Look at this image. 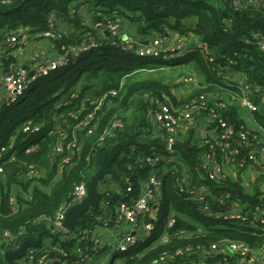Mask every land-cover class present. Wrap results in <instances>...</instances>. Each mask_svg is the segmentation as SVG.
<instances>
[{
  "label": "trees",
  "instance_id": "trees-1",
  "mask_svg": "<svg viewBox=\"0 0 264 264\" xmlns=\"http://www.w3.org/2000/svg\"><path fill=\"white\" fill-rule=\"evenodd\" d=\"M82 9L86 13H81ZM54 19L56 23L59 21L64 24L65 30L59 33L55 27L54 37L50 41L59 54L72 53L69 63L37 80L14 104L0 111V148L9 145L5 136L15 131L24 118L46 121L45 131L49 129L53 132L50 137L42 136L37 152L30 155L19 153L18 158L25 164L9 163L5 166L6 182L0 179L3 196L0 231L12 232L16 242L10 245L0 236V264L2 261L8 264L2 258L4 253L16 251L27 240H37L42 232L49 231L46 223H37L38 218L52 217L63 204H70L75 185L82 181L89 184L100 168L103 157L115 144L127 140L129 135L135 134L141 144L119 151L111 165V174L100 184V205L82 216L76 225L75 234L92 230L109 210L114 214L121 203L130 204L139 197L141 184L151 173V167L141 163L144 158L169 156L164 132L158 131L149 117L153 99L164 100L163 96H171V85H167L164 78H156L152 74L164 71L167 75L166 70L174 65L175 62L171 61L174 59L140 57L134 51H126L121 38H113L104 30L108 21H124L126 24L121 25L122 31L131 32L138 44L169 34L197 39L201 47H194L185 55L177 57L176 64L188 66L199 83L184 100L177 102L174 99L176 105H184L205 96L207 108L202 110L204 116L209 110L216 109L227 123L237 129L244 126L252 137L257 136L264 142V50L258 45L259 39H264L262 4L239 5L237 0H0V44L5 41L6 35L19 31L25 32L30 38L43 36L51 30ZM90 43L96 47L82 48ZM75 49L81 52L77 55L73 52ZM9 60L16 62L13 57ZM142 72L149 75L141 78ZM226 75L230 76V80L224 82L223 76ZM234 77H241L251 87L248 98L257 106V111L250 113L255 129L249 128L241 118L243 108L239 98L242 93L239 84L231 80ZM120 89L119 96L111 98L113 103L109 105L107 101L103 102L98 111L97 131L86 137H82L83 132L74 133L80 119L91 110L89 104L92 101L99 103L109 92ZM55 114L56 119L53 118ZM70 114L76 115L78 119L72 118ZM117 119L121 125L115 129V136L99 145V139ZM211 126L215 127L216 124ZM75 135L78 145L70 151L74 163L72 167L65 166L61 161ZM16 136L17 151L31 142L32 136L22 133ZM187 137L191 138L188 134ZM192 140L194 144L189 154L196 163L202 150L194 137ZM60 142L63 143L64 153L57 155L55 149ZM261 147L262 144L256 143L252 147L242 146L239 158L248 156L251 151L257 153ZM13 152L14 149H11L7 156ZM180 160L183 165L178 166V177L191 169V165L181 155ZM60 165L62 175L57 179ZM163 165L162 162L161 167ZM29 166L48 173L47 179L38 180L39 186L34 187L32 195L25 197L21 195L22 191L34 182H23ZM17 173L22 177L21 180L17 178ZM173 175L167 172L163 177V196L155 230L128 252L122 253L128 256L119 264H235L236 258L229 254H211V246L223 241H235L252 249H262V225L249 221L239 224L233 220H216L205 215L200 205L187 202L180 196ZM109 181L114 183L118 192L113 190ZM193 182L206 184L216 193L231 192L232 201L248 202L253 208H264L261 191L255 188L248 192L236 179L227 177L221 187L198 178H194ZM13 187L19 189L17 213L8 203ZM103 200L106 203L104 206ZM173 212L176 214V225L167 231V223ZM70 235L51 234L49 231L41 245L36 247L39 252H36L37 258L43 254L45 243L50 242L53 246L63 248L69 256L52 254V258L57 260L52 264L77 260L75 251L90 247L91 239L79 244V239L70 238ZM164 235L168 236L167 242L163 241ZM108 251L106 248L99 250L96 257L86 264L95 261L100 253ZM112 251L114 258L109 264H117V252ZM162 258L166 260L162 261Z\"/></svg>",
  "mask_w": 264,
  "mask_h": 264
},
{
  "label": "built area",
  "instance_id": "built-area-1",
  "mask_svg": "<svg viewBox=\"0 0 264 264\" xmlns=\"http://www.w3.org/2000/svg\"><path fill=\"white\" fill-rule=\"evenodd\" d=\"M237 3L239 5L250 4L254 6L262 4L264 7V0H237ZM122 24H124V22L120 20H116L115 22L108 21L104 30L113 38H121L124 49L126 51H134L137 56L173 59L187 53L186 46L190 38L169 34L165 37L154 38L148 43L138 44L130 34L124 33V31L122 33ZM55 27L56 20L54 19L51 30L46 32L43 36L36 35L34 39H52L55 34ZM100 32L102 31L100 30ZM58 36L60 37V35ZM6 37L5 41L0 44V88L3 91L0 95V111L4 107L14 104L37 80L66 66L70 60L68 58L69 53L67 55L59 54L54 50L53 44L51 48L47 47L46 51L44 50L40 53L39 49L32 43L35 41H32L25 32L22 33V31H19L10 33L6 35ZM40 41L42 40H39L38 43H40ZM43 44L44 43H42V45ZM258 45L264 50V39L262 37L259 39ZM197 46L201 47L200 44H197ZM95 47L96 45L94 43H90L84 45L82 48L91 49ZM73 52L77 54L78 52L80 53L81 50L75 49ZM10 57H13L16 62L8 61ZM31 73L33 74L31 75ZM229 77V75L223 76V81H229ZM233 79L231 80H235V83L239 84L242 93L239 102L243 109L250 113L257 111V106L248 98L251 87L246 85L241 77H235V79ZM182 82L190 85H197L198 79L195 75L190 74L184 76ZM120 91L121 89L109 92L99 103L98 101H92L89 104V109L91 110L88 111L85 117L80 119V123L76 126V131L74 133L83 132L82 137H86L97 131L99 124L98 111L103 102L107 101L108 104L111 105L113 103L111 98L118 97ZM163 98L164 100H152L151 117L158 131L164 132V141L169 156L167 158L160 156L144 158L141 163L150 166L151 173L141 184L139 197L132 200L130 204L121 203L117 206L113 217L102 222V225L105 226H110L112 224L119 225L125 222L131 227L130 231L121 236L113 250L117 253H126L140 240H144V237L150 236L155 230V223L158 220L163 196V177L167 172H172L174 174L176 188L180 196L184 197L187 202L200 205L205 215L216 220L224 219L237 221L239 224H245L248 221L259 223L262 225L260 229L264 231V208L259 206L253 208L248 202L242 203L240 201H232L231 192L216 193L214 189L212 190L206 184L193 182L194 178H198V180L212 181L214 184L217 183L221 187L222 182H224L227 177H230L228 167L231 166L241 171V169L245 168L247 165H252L259 171H264V159L259 158V151L257 153L251 151L248 156L241 159L239 158L240 147L246 145L252 147L254 143H256V145L262 144V149L260 151L264 152V142L257 136L252 137L244 126L237 129L233 125L227 123L222 118L221 114L217 113L216 109L209 110L207 115L204 116L202 110L207 108L205 96H200L198 99H194L180 106L175 105L166 96H163ZM70 116L78 119L74 114H70ZM56 117L57 115L55 114L53 118L56 119ZM197 121L201 123L198 131L193 127ZM213 124H216V126H211ZM120 125L121 121L119 119L114 121L110 130L106 131L99 139V145L106 143L108 138L114 137L115 129ZM45 126L46 121L37 122L33 118L29 119L20 133L25 136H32L31 142L20 151H17L15 147L17 136H15L14 140L10 142L8 146L4 145L0 148V179L3 180L4 183L6 182L5 166L9 163H18L19 165L25 164L22 159L18 158L19 153L24 152L26 155H30L37 152L40 147L42 136L47 135L50 137L53 134L49 129L45 131ZM187 134L190 135L191 138L194 137L196 139L202 151L197 157V162H193V165L190 166L191 169L183 173L182 177H178L176 176L177 173H179L178 166L183 165V163L180 160V153L174 149V145L179 141H185L184 139H186L185 137ZM191 138H189V140ZM77 145L78 140L75 135L73 141L68 145V151L62 159L61 164L72 167L74 159L70 151L77 147ZM11 149H14V152L8 157L7 155L10 153ZM55 152L57 155L64 153L63 143L60 142L57 145ZM162 162L164 165L161 167ZM163 167H167L166 172L163 170ZM159 171L162 173L160 176L157 175ZM47 173L48 171L39 170L35 166H29L24 174L23 182L30 180L34 182L31 187L22 191L21 195L30 197L34 187L36 185L39 186L38 180L41 178L47 179ZM61 175L62 170L60 165L56 178H60ZM16 176L19 180L22 179L19 173H17ZM87 187L88 183L86 181L76 184L72 191L73 200L71 203L68 205L63 204L52 217L41 216L38 218L37 223H46L51 234L68 233L63 228L66 214L73 205L81 203L86 198ZM18 192L19 189L13 187L8 200L14 213H17L19 210L17 201ZM2 201V188L0 186V209ZM102 204V206L106 205L105 200H103ZM214 206L216 207V211H214ZM109 211L111 212V210ZM175 225L176 214L173 212L167 223V231L173 229ZM140 229L143 233H138ZM181 234H185V232H181ZM71 235H73L72 238L79 239L77 241L79 244L83 240L88 241L90 238L91 245L84 250L79 249L75 251L78 257L77 260L73 262L66 260L62 264H86L101 249L100 240L91 230L78 234L72 233ZM0 236L5 238L10 245L16 242L14 234L10 231H0ZM167 238L168 236L164 235L163 241L167 242ZM36 252L39 253L36 248H30L26 255L17 261V264H20V262L23 264H52L57 261L52 258V254L69 257L63 248L58 245L53 246L50 242L45 243L43 254L39 258H37ZM210 253L229 254L230 257L236 258L235 264H264V245L261 250H257L241 242L223 241L222 243L212 245ZM165 260L166 258H162V261ZM162 264L165 263L162 262Z\"/></svg>",
  "mask_w": 264,
  "mask_h": 264
},
{
  "label": "crops",
  "instance_id": "crops-1",
  "mask_svg": "<svg viewBox=\"0 0 264 264\" xmlns=\"http://www.w3.org/2000/svg\"><path fill=\"white\" fill-rule=\"evenodd\" d=\"M83 10H81V13H83ZM126 24V23H124ZM126 27H128L126 25ZM129 28V27H128ZM68 30V28H66ZM130 35L133 36V34L131 32ZM133 39L136 41L137 39L133 36ZM152 39H150L151 41ZM149 41V42H150ZM197 44H199V41L195 38L193 39H189L187 42V46H186V51L187 53L192 50V48H196ZM52 42L51 41H44V44L42 45L43 47L47 48L50 47L51 48ZM177 58V57H176ZM176 58H173L174 60H171L172 62H175L173 66H170L169 68H167L166 72H167V76L171 75V70L174 69V67H182V65H178L176 64L178 60H176ZM184 66V65H183ZM193 74V73H192ZM142 75V74H141ZM194 75V74H193ZM186 76V74L184 73L181 79H178L177 81H175L170 88V94L171 96L166 95V97L172 101L175 105V101L174 99L179 102L184 100L187 96H189L191 94V92H193L194 88H196V86L198 85H190V84H186L184 82H182L183 77ZM142 78H146V76L144 75ZM198 79V78H197ZM235 79V77H234ZM233 79V80H234ZM235 83V80L233 81ZM199 83V80H198ZM201 84V83H200ZM179 86H184V89L189 91V93L183 97H177L176 96V91L174 90L175 87H179ZM174 90V91H173ZM191 91V92H190ZM3 91L0 88V95ZM237 104V101L235 102ZM240 103V102H239ZM242 107V106H241ZM243 108V107H242ZM244 113H250L248 111H245L243 109ZM241 112V113H243ZM240 113V114H241ZM242 118V117H241ZM150 121L153 123V118L150 116L149 117ZM148 119V121H149ZM149 121V122H150ZM194 129L196 131H198L199 127H200V122L197 121L194 125H193ZM189 138H186L185 140H187ZM195 139V138H194ZM196 140V139H195ZM191 144V141H190ZM259 155L261 159H264V152L259 151ZM228 172L230 175V178L233 180H237L238 182H240V184L242 185V187L247 190L248 192H252L255 188H258L262 195L261 197V202L264 203V182H261L262 180H264V171L261 170L259 171L257 168L253 167L252 165H247L245 168L241 169V171L236 170V168L234 166L228 167ZM109 184L111 185V187L113 188L114 191L118 190L116 189V186L113 184H111V182L109 181ZM115 212V211H114ZM113 213H111L110 211H108L105 215H103V217L101 218V220L99 221V223L97 222V224L95 225L94 228H92V233L94 235H96L98 237V239L100 240L101 243V249H113V246L116 245L119 241V239L121 238V236L125 233H127L128 231L131 230V227L127 224V223H122L119 225H110V226H105L102 225V222L105 221L106 219H110L113 217ZM143 233L140 230H138V233ZM73 235H70V238H72ZM100 249V250H101ZM112 251V250H111ZM103 254H99L98 257L96 258L95 261L90 262L89 264H108L107 263V259H100L102 257ZM96 256H94L92 259H94ZM18 261V260H17ZM16 261V264H17Z\"/></svg>",
  "mask_w": 264,
  "mask_h": 264
},
{
  "label": "water",
  "instance_id": "water-1",
  "mask_svg": "<svg viewBox=\"0 0 264 264\" xmlns=\"http://www.w3.org/2000/svg\"><path fill=\"white\" fill-rule=\"evenodd\" d=\"M70 57L71 53L68 54V58ZM32 74L33 73H31V75ZM140 144L141 143L136 139V135L131 134L128 136L127 140L115 144L112 147L111 151L103 157L100 168L96 171V173L92 176L89 181L86 198L81 203L73 205L66 214L63 223V228L68 233H74L76 225L78 221L82 218V216L91 209H97L100 205L102 199V193L99 189L100 184L105 180L108 175L111 174V165L117 158L119 151L122 148H128L130 146ZM174 149H176L191 166L193 165V160L189 154V151L191 149L189 139L183 142H177L174 145ZM161 174V171L157 173L158 176H160ZM47 235H49L48 231L42 232L37 240H27L16 251H9L4 253L2 255V258L8 264H16V261L22 259L30 248L39 247L42 243L43 237Z\"/></svg>",
  "mask_w": 264,
  "mask_h": 264
},
{
  "label": "rangeland",
  "instance_id": "rangeland-1",
  "mask_svg": "<svg viewBox=\"0 0 264 264\" xmlns=\"http://www.w3.org/2000/svg\"><path fill=\"white\" fill-rule=\"evenodd\" d=\"M83 13H86V10H83ZM124 22V21H123ZM65 30V26H64V24H62L61 22H57L56 23V31H58V32H62L63 33V31ZM122 33H123V31H122ZM36 36H32L31 37V40L32 41H35V42H32L33 43V45L36 47V48H38L39 49V52L41 53V52H43L44 50L46 51V48H44L43 46H42V43H44V41H50V40H48V39H46V38H40V39H34ZM34 39V40H33ZM39 40H42V41H40V43H38V41ZM56 53V52H55ZM174 55H177V54H174ZM192 70L188 67V66H186V65H182V67H174V69H172L171 70V75L170 76H167L166 75V73L164 72V71H159V72H156L155 74H152V72H148L149 74H152V76L153 77H156V78H158V77H162V78H164V80H165V83L168 85H172L175 81H177L178 79H181L182 78V76H183V74L185 73L186 75H190V74H192V72H191ZM147 72H142L143 74L141 75V78L145 75L146 77L149 75ZM70 90H72V89H70ZM174 90L176 91L175 93H176V96L177 97H183V96H185V95H187L188 93H189V91H187V90H185L184 89V86L182 87V86H179V87H175L174 88ZM173 90V91H174ZM191 92V91H190ZM59 102V101H58ZM237 105H240L238 102H237ZM241 117H242V119L245 121V123L248 125V127L249 128H252V129H255L256 127L253 125V123H254V120H253V118H252V114H250V113H241ZM29 121V119H26V118H24V119H22L21 121H20V123L17 125V127L14 129L15 131H13L12 133H10V134H8V135H6L5 136V140L7 141V142H12L13 140H14V138H15V136L16 135H18L20 132H21V130H22V128L24 127V125L27 123ZM192 144H194V140H192L191 141V145ZM163 170L166 172V170H167V167H163ZM261 182H264V180H262ZM159 242V241H158ZM157 243V242H156ZM155 243V244H156ZM1 244V243H0ZM117 245V244H116ZM116 245H114L113 246V249L115 248V246ZM113 249H111V250H113ZM111 250H109L108 252H105L103 255H102V257L100 258V259H107V263L109 264L111 261H112V259L114 258V255H113V252L114 251H111ZM102 254V253H101ZM117 255V257H116V260H115V263H117V264H119V263H121L122 261H124V260H126L127 259V254H125V255H123L122 253H117L116 254ZM1 264H4L3 263V261L1 262ZM20 264H23L22 262H20Z\"/></svg>",
  "mask_w": 264,
  "mask_h": 264
},
{
  "label": "bare ground",
  "instance_id": "bare-ground-1",
  "mask_svg": "<svg viewBox=\"0 0 264 264\" xmlns=\"http://www.w3.org/2000/svg\"><path fill=\"white\" fill-rule=\"evenodd\" d=\"M10 34V33H9Z\"/></svg>",
  "mask_w": 264,
  "mask_h": 264
}]
</instances>
